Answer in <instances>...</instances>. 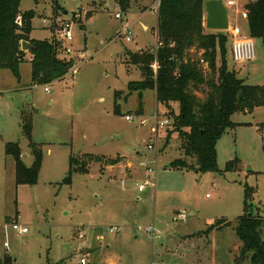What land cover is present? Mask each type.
Segmentation results:
<instances>
[{"label": "rangeland", "instance_id": "obj_1", "mask_svg": "<svg viewBox=\"0 0 264 264\" xmlns=\"http://www.w3.org/2000/svg\"><path fill=\"white\" fill-rule=\"evenodd\" d=\"M156 1L133 0L126 11L117 0L21 1L22 12H36L34 38L50 39L52 30L60 36L54 25L58 17L75 21L72 39L63 44L80 61L77 74L49 84H33L29 51L19 77L0 69V264H81L84 250L92 246L96 249L87 254V264H252L240 256L236 226L246 187L252 191L251 204L264 215V106L234 114L237 126L218 142L219 172H199L194 158L189 163L195 168L171 167L183 158L181 141L177 133L168 135L173 118L158 103L156 91L146 90L142 99L135 91L126 99L129 83L143 79L127 51L156 50ZM117 12L122 18H116ZM124 25L133 33L131 41L118 34ZM238 25L248 31L245 21L239 19ZM254 44V60L236 63L230 50L227 64L245 84L264 85V44L261 39ZM191 54L200 57L198 49ZM204 71L210 72L206 65ZM116 92H122L117 101ZM198 96L205 98L202 92ZM23 112L32 116L31 138L43 154L35 185L17 184L15 160L5 150L7 142H19L24 163H34ZM166 120L169 124L161 126ZM86 154L123 159L111 166L93 162L88 173L74 172L65 182L71 157L81 160ZM236 158L239 162L227 171ZM147 166L154 170V187L140 192ZM219 219H224L220 229L205 233ZM13 223L28 231L17 232ZM148 225L161 230L162 237L153 240L138 230ZM110 226L122 227L121 233L111 234ZM80 229L85 238H79ZM97 235L104 238L97 240Z\"/></svg>", "mask_w": 264, "mask_h": 264}, {"label": "trees", "instance_id": "obj_2", "mask_svg": "<svg viewBox=\"0 0 264 264\" xmlns=\"http://www.w3.org/2000/svg\"><path fill=\"white\" fill-rule=\"evenodd\" d=\"M21 1L0 0V69H10L19 77L20 64L27 54L22 50V42L29 41L34 46L29 51L32 55L33 84H49L62 79L71 67V63L60 56L62 41L52 29L50 39L32 38V21L36 12L32 9L22 12ZM117 1L121 9L126 11L133 0ZM245 9L250 36L261 39L264 44V0H251L245 4ZM205 13V0H161L157 23L158 42L161 46L153 51H127L130 62L140 67L143 79L129 83L126 99L135 91L141 99L146 90L156 91L158 103L165 106L168 115L173 118V130H167V133H177L181 141L183 158L172 161L171 167L195 168L197 164L199 172H219V140L228 130L237 126L232 119L236 112H253L255 108L264 106V85L245 84L236 71L229 68V35L226 31H207ZM192 49H198L200 57H194ZM154 64L158 65L156 72ZM204 65L210 70L208 74L204 71ZM199 92L204 93L205 98L198 96ZM240 92L242 96L239 102ZM121 95L122 92H116V101ZM238 103L240 109H237ZM115 110L119 112L117 102ZM139 112H143V102ZM21 116L23 132L31 142L34 163L31 167L24 163L19 142H7L5 150L15 160L17 184L35 185L43 154L40 146L31 138L32 116L25 112ZM263 128L264 124L260 130ZM192 158L195 159L194 165L189 163ZM122 159H106L91 154H86L81 160L71 157L70 173L65 182H71L74 172L88 173L89 165L93 162L111 166L120 163ZM236 161L239 162L236 158L229 163L227 171ZM251 197L252 191L246 187L244 212L239 216L236 226V235L242 246L240 256L249 257L252 264H264V215L259 207L255 209L251 204ZM219 220L205 233L220 229L224 219ZM229 223L225 221L224 224Z\"/></svg>", "mask_w": 264, "mask_h": 264}, {"label": "built area", "instance_id": "obj_3", "mask_svg": "<svg viewBox=\"0 0 264 264\" xmlns=\"http://www.w3.org/2000/svg\"><path fill=\"white\" fill-rule=\"evenodd\" d=\"M241 0H226L224 1L226 7L229 10V16H230V28L228 31L230 36L232 37V57L234 62L239 64L247 63L251 60H254L256 57V50H255V44H254V38L250 36V34H246L241 27L238 25L239 19H248L247 11L245 9V4H242L240 2ZM161 0H157L155 2L154 9L158 11V8L160 6ZM116 18H122L123 13L117 12L115 14ZM78 18H80V15H77ZM75 22L73 19H63L61 17H58L54 19V25H59L60 27V36H58V39L62 41V50L60 56L65 59L66 61L71 63V67L69 69L68 74L75 75L78 73L79 70V64L78 57L75 55L74 51L72 49H69L68 47L63 44L65 40H71L73 37L72 32V23ZM51 24V23H50ZM53 24V23H52ZM120 36H122L123 39L127 41H131L133 39V33L128 26H123L122 29L118 32ZM161 46V43H157L156 48L158 49ZM203 62V60H202ZM77 64V65H76ZM157 64L153 65V68H155V72L158 69ZM46 91H49V88H45ZM126 118L128 120L133 119L134 117L131 115H127ZM169 124L168 120L165 122H161V126H166ZM159 126V124H158ZM149 149H153V144L148 145ZM146 173V179L144 180V183L140 184L138 186V189L140 192L144 191L147 186L154 187L153 183V173L154 170L152 167L147 166L145 168ZM180 219H185L184 215H180ZM12 228L16 230L19 233H25L28 231V228L25 226H22L20 223H13ZM109 232L113 235L119 234L122 231V227L119 226H110ZM139 231H143L145 234L149 235L153 240L160 239L163 235L162 231L158 228L154 227L153 225H148L145 228H138ZM79 238H85L86 237V231L83 229L79 230ZM104 237L101 235H97V240H102ZM82 264L87 263L86 256L82 257L81 259Z\"/></svg>", "mask_w": 264, "mask_h": 264}, {"label": "water", "instance_id": "obj_4", "mask_svg": "<svg viewBox=\"0 0 264 264\" xmlns=\"http://www.w3.org/2000/svg\"><path fill=\"white\" fill-rule=\"evenodd\" d=\"M205 27L212 31H228L230 28L229 10L226 7L224 0H205ZM34 46L29 41L22 42V50L30 51ZM242 92L239 93V102ZM240 103L237 104V109H240Z\"/></svg>", "mask_w": 264, "mask_h": 264}, {"label": "crops", "instance_id": "obj_5", "mask_svg": "<svg viewBox=\"0 0 264 264\" xmlns=\"http://www.w3.org/2000/svg\"><path fill=\"white\" fill-rule=\"evenodd\" d=\"M155 10V9H154ZM157 11V10H156ZM241 20H243V21H245L246 23H247V29H248V31L247 32H245L246 34H249V27H248V21L247 20H244V19H241ZM157 23H158V11H157ZM125 26V25H124ZM143 27H144V29H148V26L146 25V24H143ZM121 30V29H120ZM119 30V31H120ZM118 31V32H119ZM156 32H157V25H156ZM228 33V32H227ZM228 35H229V43H230V46L232 45V37L230 36V34L228 33ZM32 37V36H31ZM32 38H34V37H32ZM35 39H37V38H35ZM41 40V39H40ZM157 43H158V34H157ZM229 43H228V52L231 50V48L232 47H230L229 46ZM30 56H31V58H32V55H31V53H30ZM31 58H30V60H31ZM245 64V63H244ZM234 116V115H233ZM233 116H232V118H233ZM234 121V120H233ZM235 122V121H234ZM236 123V122H235ZM239 123H241V124H246V122H239ZM237 124V123H236ZM262 131H263V146H264V128L262 129ZM94 227V229H97L98 230V228L100 227L99 225H94L93 226ZM96 249V247L95 246H92V249H85L84 250V253H85V256H88L87 254L90 252V250H95ZM82 259V258H81ZM80 263H81V261H80ZM87 263H88V261H87ZM86 263V264H87ZM82 264V263H81Z\"/></svg>", "mask_w": 264, "mask_h": 264}]
</instances>
